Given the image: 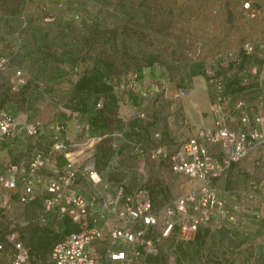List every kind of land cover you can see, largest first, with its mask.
I'll return each mask as SVG.
<instances>
[{
	"label": "rangeland",
	"instance_id": "rangeland-1",
	"mask_svg": "<svg viewBox=\"0 0 264 264\" xmlns=\"http://www.w3.org/2000/svg\"><path fill=\"white\" fill-rule=\"evenodd\" d=\"M243 1L0 0V61L4 59L0 65V108L20 120L40 125L37 135L20 134L28 144L17 160L28 162L36 152L61 160L62 153L48 152V146L53 141L52 126L58 122L57 115L66 111L67 121L76 114V120L72 118L73 135L67 142L70 151L77 152V159L69 156L79 171L89 161L79 154L90 153L96 169L103 167L109 174L126 172L128 191L136 187L148 189L156 208L191 190L198 180L173 172L161 159L147 154L138 157L130 135H124L122 153L114 149L113 155L122 162L97 165L92 146L79 144L87 136L97 134L82 122L78 110L72 109L69 89L93 60H110L111 83L121 105L120 112L117 108L121 115L117 117L126 118L127 130H132L128 120L140 108L145 112L142 120L156 128L153 142L162 140V129L167 134L171 126L173 133L181 137L177 143L184 141L185 136H198L206 143L199 135L201 128L213 127L222 117H227V124L234 123L229 121L230 115L233 117L229 113L234 107L232 100L228 96L221 103L215 99L214 78L223 81L228 93L229 79L237 68L236 76L248 85L240 94H264V71H260L264 62V0H251L256 8L254 15L248 14ZM245 41H252L254 52L238 65H232ZM150 58L155 59L152 64ZM193 60L204 62L206 74L185 75L184 64ZM254 65L256 72L250 71ZM138 70L142 77L128 85L131 73ZM259 102L260 98L250 102L249 107L253 113L264 114V104ZM62 123L65 127L66 121ZM112 132L110 140L117 144L115 136L119 129ZM4 141H0V157L5 158L8 153ZM208 147L213 156L222 158L220 143H208ZM62 170L64 166L59 171ZM59 171L50 163L39 169L42 175ZM40 182V195L45 196V182ZM209 185L217 190L233 218L224 221L230 229L229 238L218 241L217 227L210 228L207 247L218 255L219 264H264V145L250 148L222 175L212 178ZM3 192L0 186V195ZM93 196L98 200L96 194ZM15 200L9 208L0 209V238L16 229L25 241V224L17 217L23 203ZM102 229L107 232L109 227ZM153 231L157 233L158 227H153ZM166 244L162 246L160 239L155 243L157 251L151 253H157L162 246L168 263L173 264L175 252ZM139 249L142 259L144 252H150L148 246L141 244ZM10 255L11 245L6 242L0 252V264H8ZM209 263L218 264L212 260Z\"/></svg>",
	"mask_w": 264,
	"mask_h": 264
},
{
	"label": "built area",
	"instance_id": "built-area-1",
	"mask_svg": "<svg viewBox=\"0 0 264 264\" xmlns=\"http://www.w3.org/2000/svg\"><path fill=\"white\" fill-rule=\"evenodd\" d=\"M243 7L249 15L256 12L251 0H244ZM243 50L251 53L255 46L252 42L245 41ZM3 61L4 59H1L0 65ZM250 71L256 72L257 66H252ZM135 79L136 72H132L127 84H135ZM124 87L123 85L122 88ZM225 98L221 82L216 78L215 99L221 103ZM259 98L264 104V94L260 93ZM97 105H101L100 101ZM236 105L239 108L238 125L231 127L227 124V117H222L215 121L213 127L204 126L199 135L207 141L206 143L198 136H190L173 150H167L161 144H156L150 150V158L161 159L173 172L198 180L191 190L156 208L146 188L137 187L126 192L123 184H119L116 195L101 202L102 207L119 220L109 231L110 258L119 259V264H145L144 259L140 257V244L148 246L150 252H156L155 243L161 237L174 232L178 239L188 240L193 238L203 224L218 227L233 218L217 190L209 185V181L222 175L231 162L240 159L250 148L264 145V114L256 112L251 116L245 98H239ZM136 114L144 117L145 112L139 108L136 109ZM63 127V123H55L52 126L54 134L50 151L61 152L66 156L64 170L43 176L39 169L47 162L49 155L42 152H36L28 162H7L4 167H0V186L4 190L0 195V205L4 208L10 207L12 190L17 188L18 182H21L17 193L18 201L26 203L32 200L35 197L34 181L42 178L47 192L44 198L45 207L50 209L57 205L59 213L68 214L73 221L84 223L80 229L68 232L52 244L48 253L50 264H94L95 257L88 247L103 237V230L100 226L84 220L89 207L97 200L94 196H83L74 188L73 182L78 172L94 184L101 183L102 177L90 159V153L83 154L89 161L79 171L74 159L69 156L70 143L60 137L59 133ZM39 132L38 123L20 120L0 108V141L20 134L34 136ZM94 139L95 136H87L79 144L81 147H91ZM216 142L220 143L223 150L220 160L212 155L208 147V143ZM103 184L108 186V183ZM153 227H158L156 237H144L146 231ZM6 242L11 245L8 264H41L30 255L29 247L16 229L9 230L4 238H0V252L5 248ZM115 244L121 245V248L115 249Z\"/></svg>",
	"mask_w": 264,
	"mask_h": 264
},
{
	"label": "trees",
	"instance_id": "trees-1",
	"mask_svg": "<svg viewBox=\"0 0 264 264\" xmlns=\"http://www.w3.org/2000/svg\"><path fill=\"white\" fill-rule=\"evenodd\" d=\"M243 44L244 42L241 45V53L238 55L236 60H232V65H238L254 52L246 53L243 50ZM63 55L60 57H64ZM154 60L155 59L150 58L148 60L149 64H152ZM111 66L112 62H110V60H93L91 66L89 68H84V70L74 80L71 88L69 89V104L71 105L72 109H77L79 114L86 118L87 124H85L88 126L90 131L93 134H97L99 136L95 138L92 143V148L94 149V161L97 165L100 163L106 164L107 159L116 151H114L116 148L111 146L110 141V134L112 133L113 129L117 128L121 130L125 136L130 135L129 137H138L140 134V125L142 123L141 120L143 119V117H140L136 114L135 117L128 120L129 126L132 128L130 131H132L133 134H131L130 131L125 128L127 122L120 117H117L118 97L117 93L114 91L113 84L111 83ZM183 67V71L188 77L206 74L205 64L202 60H193L191 62H187ZM132 70L133 69H131L130 72ZM234 70L235 71H233L231 79H229L230 88L228 93H226L223 81H219L221 82L222 93L225 95V97L228 96L229 99L235 102L234 108L236 109V117L238 120L239 108L237 107L236 102L239 98H245L247 103L246 107L251 116H253L255 113H253L249 107L250 101L247 100V96L240 94L241 91H245V89H247L246 87L248 85L241 82L239 79L240 77L236 76L237 68H234ZM141 77L142 71L138 70L136 72V78L140 79ZM215 79L216 78H214L213 82L214 91ZM258 92L260 91H257L259 98L260 93ZM234 93L238 94L233 100L232 96ZM99 101L101 105H97ZM259 103L262 104L263 102ZM229 115L230 114H228V116ZM229 120H232L231 115ZM56 123H62V121H58ZM99 128H106L107 131L102 134L95 133L96 129ZM48 152H50V148ZM101 169L102 168L99 167L97 168V171H100ZM150 197L153 201V204H155L151 194ZM1 208L3 209V206L0 205V209ZM61 217L62 218L58 223V228L53 227L50 224H43L41 226H34L30 231L25 233L27 235H25L24 243L29 247L30 255L35 260L41 262V264H50L48 253L52 244L56 240L61 239L72 230L80 229L84 224L83 222L79 223L73 221L68 214H63ZM210 228L211 226L209 224L201 225L194 234L193 238L188 240L178 239L173 232L168 236L160 238L161 245L163 246L166 244L165 241H168L166 246L172 248L175 252V260L173 264H210L209 262H211V260L219 264L221 261L218 255L212 253L213 248L207 247L206 241L208 235L211 233ZM216 231L218 233V241H222L223 239L229 238L230 236V229L226 226L225 222L218 226ZM156 235L157 234L154 233L153 228H149L144 234V237L155 238ZM162 246H160L157 253L144 252L145 264H169L167 255L162 249Z\"/></svg>",
	"mask_w": 264,
	"mask_h": 264
},
{
	"label": "crops",
	"instance_id": "crops-1",
	"mask_svg": "<svg viewBox=\"0 0 264 264\" xmlns=\"http://www.w3.org/2000/svg\"><path fill=\"white\" fill-rule=\"evenodd\" d=\"M260 71L263 72L264 71V62L261 63L260 66ZM145 75V74H144ZM238 93H234L232 98L233 100L236 98ZM247 100L252 102L256 99H258V94L257 92H253L250 94H247ZM233 106H234V101H232ZM118 110L119 112L121 111V105H118ZM231 114H233L232 117V121L233 122H229V125L232 127L236 126V123L238 125V120L236 117V109L233 107L231 112H229ZM74 115H76L75 113L70 117L71 119H69L67 121V118L64 119L65 117H69V112L66 111H62L57 115V119L58 121H66V126L63 127V129L60 131V137L62 139H64L65 141H68L71 139V136L73 135V121L72 118H74V121L76 120ZM79 116H81V114H77ZM117 115H121L120 113H117ZM187 115V114H186ZM65 116V117H64ZM61 117V118H60ZM121 119L126 120V118L122 115L119 116ZM213 117H215V114L213 115ZM83 123L87 124V120L86 118L83 116ZM230 121V120H229ZM56 123V122H55ZM156 128L152 123H146L145 120H142V123L140 125V134L138 137H134L133 141H132V145L133 148L136 150V152L138 153V157H140V155L142 156L143 154H147V156L149 157V152L150 150L156 145V144H161L163 145L166 149L168 150H173V148H175L179 143H177L181 137H179L178 134L173 133L171 126H168L167 134L165 133V128L162 129V140H159L158 142H153L152 139V135L156 134ZM107 130L106 128H99L96 129L95 133L98 134H102L105 133ZM53 132V130H52ZM54 133V132H53ZM114 132H112L111 134H113ZM125 134H123V132L121 130H119V132H116V136L115 138L117 140V144L113 143L112 140L111 141V146L113 148H116L118 151H120V153H122L124 151V145H125ZM53 136V135H52ZM183 140L186 139L185 137H182ZM5 142V150L8 153L7 157H0V167H4V165L6 164V162H8V160L12 159L14 161L17 160V156H19L21 154V152L25 149L26 145L28 144V142H23L22 139L20 138V135L12 137L7 139ZM52 144V143H51ZM51 144L48 146V149L51 148ZM46 153V152H45ZM76 153L77 152H69V155H72V158L77 159L76 157ZM140 154V155H139ZM84 156L81 152V154H79V157ZM119 159L117 157V155H111L106 162V165H114L116 163V165L120 162H122L121 160H117ZM11 160V161H12ZM66 156L62 153V157L61 160H58L57 158H55V156H50V158L47 160L48 163H50L53 167L54 170H61L63 168V166H60L59 163L61 164L62 161L66 162ZM45 164H48V163ZM58 166H60V168H58ZM103 168V167H102ZM102 177V182L99 184H94L91 182L90 179H88L87 177H81L79 176V174L76 176L74 182H73V186L75 189H77L79 191V193H81L83 196L85 197H91L94 194L97 195V202L89 207L88 213L85 217V221L88 222L89 224H95V225H102L103 227L101 228H107L109 227L108 231L106 232L105 229L103 230V237L100 240H97L96 242L92 243L89 245L88 249L89 251L92 253V255L95 257V262L94 264H119L120 260L119 259H112L109 257L108 254V247H109V231L110 229L119 223V220L108 210L104 209L101 205V202L103 200L108 199L110 196H114L116 195V188L119 184H124L126 192H129L128 189V182H127V177L128 174L124 171H121L118 174H114V173H107L104 169H101L100 171H98ZM48 175V174H47ZM46 176V175H43ZM41 179H37L34 181V190H35V197L30 200L27 203H23V206L21 207V211L20 214H18V218L22 221V223H24V229H26V232L30 231L32 227L34 226H41L43 224H50L53 227L58 228V223L60 221V219L62 218L61 216L63 214L59 213V211L57 210V205H53L50 209H47L45 207L44 204V198L47 194L45 188H44V194L45 196H41V190H40V181ZM103 183H108V186H104ZM21 187V182H18V186L16 189L12 190V195H14V197H12L11 200V204L15 203L16 200L15 198H17V193L20 190ZM45 187V186H44ZM131 191V190H130ZM94 193V194H92ZM18 201V200H17ZM10 204V206H11ZM93 222V223H92ZM113 224V225H112ZM112 226V227H111ZM25 233V231H24ZM107 233V234H106ZM115 249L121 248V245H114Z\"/></svg>",
	"mask_w": 264,
	"mask_h": 264
}]
</instances>
